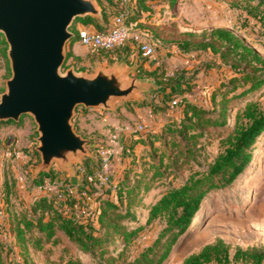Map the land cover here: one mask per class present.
<instances>
[{"label":"rangeland","instance_id":"obj_1","mask_svg":"<svg viewBox=\"0 0 264 264\" xmlns=\"http://www.w3.org/2000/svg\"><path fill=\"white\" fill-rule=\"evenodd\" d=\"M95 1L98 4L102 1L101 5L107 7L110 22L115 13L125 7L129 6V9L134 10L132 0H119L120 10L112 7L113 2ZM256 3L257 1L252 2L254 5ZM148 4L152 7L138 20L135 32L155 44L154 56L140 53L136 41H129L123 48L111 54L95 52L78 42L75 46L76 57L66 62L63 73L71 65L78 71L94 73L96 62L106 67L121 62H127L129 65L137 63L138 70L130 76L148 77L154 79L156 84L151 85L149 91L143 92L137 100L117 99L114 110L78 107L74 117L76 129L90 140L88 148L93 157L84 156L82 166L75 164L76 176H72L56 162L52 166L55 181L47 180L43 187L32 184L35 168L41 161L35 149L38 133L33 118L24 115L18 125L0 124V201L2 186L7 177L11 180L8 182L9 188L17 191L19 196L17 200L13 198L16 204L14 206L28 203L36 196L62 192L67 188H70V194L80 198V185L91 183L87 186L94 191L83 193V196L86 198L85 206L94 208L104 193L111 194L114 191L116 183L125 177L127 171L132 173V178L136 172H145L148 169L147 163L158 159L157 155L167 149L161 141H156L154 146L150 144L153 132L161 134L167 124L178 119L185 101H193L205 107L212 106L213 91L219 89L221 83L227 81L231 74L227 68L219 70L212 67L211 64L215 60L210 50L184 52L177 44L178 40L188 37L200 40L203 30L225 27L233 30L264 57V31L259 21L248 15L245 8L248 0H180L172 8L159 4L158 0L149 1ZM78 26L85 25L78 22L76 28ZM189 32H193L194 37L187 35ZM0 36L2 40L4 36ZM6 50L7 45L1 41L0 93L5 88L6 79L11 75L7 55L3 54ZM140 63L143 64L141 67ZM242 90L243 88H240L234 93L236 95L229 106L231 109L227 119L228 125L224 129H213L205 136L199 156L202 164L211 161L219 153L220 140L232 128L234 113L241 105L242 95L237 94ZM231 96L230 94L229 97ZM249 96L264 108L262 91H256ZM220 98L221 96L214 97L217 107H220ZM173 100H177L179 105L173 106ZM139 126H143V129L140 130ZM257 145L245 173L230 189L219 192L210 199L200 218L193 223L187 234L180 237L163 264H181L185 257L199 251L217 237H222L233 248L253 245L264 247V136ZM9 150H20L28 156L7 159ZM104 163L108 164L107 168ZM199 168L197 163L183 164L176 174L153 182L152 189L144 197V205L136 209L137 219L130 222V225H146L147 206L159 199L168 187L177 186L192 170ZM104 169L109 176V180L105 182L99 178V171ZM13 174L17 178V184L12 180ZM89 174H95L91 182L86 181ZM17 176H22L23 180ZM1 207L0 204V212ZM163 226L162 221L146 225L139 238L128 248L125 257L135 258L157 239ZM61 236L55 245L39 252L32 251L31 257L36 264H64L71 256L80 258L85 264H102L99 258L81 253L65 235ZM114 247L115 243H112L110 251Z\"/></svg>","mask_w":264,"mask_h":264},{"label":"trees","instance_id":"obj_2","mask_svg":"<svg viewBox=\"0 0 264 264\" xmlns=\"http://www.w3.org/2000/svg\"><path fill=\"white\" fill-rule=\"evenodd\" d=\"M118 1L107 0V3L113 2L112 7L120 10ZM149 1L153 0H136L130 21H138L150 11L152 6L148 4ZM158 1L172 8L180 0ZM253 1L257 3L254 5ZM101 3L104 19L91 16L77 18L72 27L75 36L70 43L78 41V22L93 25L98 30L107 29L111 17L106 11L107 7ZM245 8L248 15L259 21L264 31V0H248ZM187 35L194 37L195 34L189 32ZM201 35L200 40L188 37L178 40L177 44L184 52L210 50L215 60L212 67L229 69L231 74L228 80L213 91L212 106L185 101L178 119L167 124L161 134L153 132L150 144L154 146L156 141H161L167 149L157 155L158 159L147 163L145 172H136L132 178V173L127 171L125 177L116 183L114 192L102 196L94 208L85 206L86 198L83 196V193L94 191L87 186L91 183L80 185V198L70 194V188H67L62 192L36 196L28 203L14 206L13 198L17 200L19 196L17 191L9 188L10 179L7 177L0 201V264H36L31 257L32 251L39 252L55 245L60 241L61 234L73 242L81 253L99 258L102 264H163L173 246L187 234L210 199L235 185L251 163L257 144L264 136V108L249 96L256 91L264 93V57L231 29H206ZM1 41L7 45L4 38ZM72 51H68L67 61L76 57ZM3 54L6 56V51ZM142 65L140 63V67ZM240 88L243 90L237 95H242L241 105L234 113L232 128L221 138L219 153L202 164L199 156L204 138L213 129H224L228 125L229 106L236 95L234 93ZM217 96H221L220 107L214 103ZM21 121L22 118L19 122L11 120L0 124L18 125ZM37 156L40 158L38 153ZM189 163H197L200 168L192 170L177 186L168 187L159 199L147 206L146 225L156 221L164 223L157 239L135 258L125 257L130 245L146 227L132 226L130 222L137 219L136 209L144 205V197L152 189L153 182L176 174L183 164ZM89 175L86 176L87 182ZM12 176L17 184V178L14 174ZM54 177L52 169L50 173L39 175L32 184L43 187L47 180L54 182ZM112 243H115V247L110 251ZM64 264L85 263L71 256ZM181 264H264V247L233 248L222 237H217L185 257Z\"/></svg>","mask_w":264,"mask_h":264},{"label":"water","instance_id":"obj_3","mask_svg":"<svg viewBox=\"0 0 264 264\" xmlns=\"http://www.w3.org/2000/svg\"><path fill=\"white\" fill-rule=\"evenodd\" d=\"M87 16L104 19L95 0H0V35L11 70L0 93V122L33 118L41 160L33 179L50 173L56 162L76 176L75 164L93 157L90 140L76 129L78 107L114 110L117 99L137 100L156 84L148 77H131L139 65L127 62L110 67L96 62L94 73L71 65L63 73L75 36L71 27Z\"/></svg>","mask_w":264,"mask_h":264},{"label":"built area","instance_id":"obj_4","mask_svg":"<svg viewBox=\"0 0 264 264\" xmlns=\"http://www.w3.org/2000/svg\"><path fill=\"white\" fill-rule=\"evenodd\" d=\"M133 3L136 0H132ZM132 10L129 6L125 7L124 10L116 12L113 16L112 21L107 25L106 30H98L94 26L85 25L78 29V42L84 46L92 49L95 52H109L115 53L120 48H123L129 41H136L137 48L140 53L146 56H154L156 52L155 44L151 41L142 38V35L135 32V27L138 22L130 21V15ZM173 106L179 105L177 100L172 101ZM140 130L143 126H139ZM20 150L8 151L6 154L7 159L13 160L27 158ZM29 161V160H28ZM105 168L108 167L107 163H104ZM89 175L88 181H93L94 177ZM18 179L23 180L22 176H17ZM99 178L103 182L109 180L107 172L104 170L99 171Z\"/></svg>","mask_w":264,"mask_h":264},{"label":"crops","instance_id":"obj_5","mask_svg":"<svg viewBox=\"0 0 264 264\" xmlns=\"http://www.w3.org/2000/svg\"><path fill=\"white\" fill-rule=\"evenodd\" d=\"M130 20H131V19H130ZM132 21H133V20H132ZM135 22H138V21H135ZM91 26H93V25H91ZM79 28H81V27L78 26L77 30H78ZM77 43H78V41H76L74 44H72V43L69 42V43H68V47H67V48H68V51L71 50V46H72V50H73V52L76 53V52H75V51H76L75 46H76ZM133 48H134V47H133ZM132 51H134V49H132ZM108 53H109V52H108ZM137 62H138V61H137ZM135 64H137V63H135ZM113 192H114V191H113ZM113 192H112V193H113ZM108 195H109V193L106 192V193L103 194V197L108 196Z\"/></svg>","mask_w":264,"mask_h":264},{"label":"bare ground","instance_id":"obj_6","mask_svg":"<svg viewBox=\"0 0 264 264\" xmlns=\"http://www.w3.org/2000/svg\"><path fill=\"white\" fill-rule=\"evenodd\" d=\"M198 218H200V215L198 216ZM198 218H197V219H198ZM197 219H196V220H197Z\"/></svg>","mask_w":264,"mask_h":264}]
</instances>
